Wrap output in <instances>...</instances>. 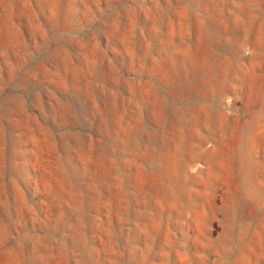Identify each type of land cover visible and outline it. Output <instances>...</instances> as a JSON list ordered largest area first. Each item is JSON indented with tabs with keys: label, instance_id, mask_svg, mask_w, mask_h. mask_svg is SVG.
<instances>
[{
	"label": "rangeland",
	"instance_id": "374dc122",
	"mask_svg": "<svg viewBox=\"0 0 264 264\" xmlns=\"http://www.w3.org/2000/svg\"><path fill=\"white\" fill-rule=\"evenodd\" d=\"M0 264H264V0H0Z\"/></svg>",
	"mask_w": 264,
	"mask_h": 264
}]
</instances>
